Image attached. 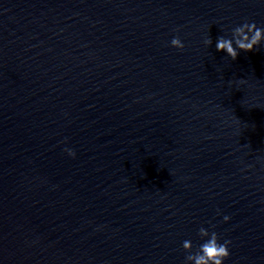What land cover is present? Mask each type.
Here are the masks:
<instances>
[{"label":"water","instance_id":"1","mask_svg":"<svg viewBox=\"0 0 264 264\" xmlns=\"http://www.w3.org/2000/svg\"><path fill=\"white\" fill-rule=\"evenodd\" d=\"M0 264H264V0H0Z\"/></svg>","mask_w":264,"mask_h":264}]
</instances>
